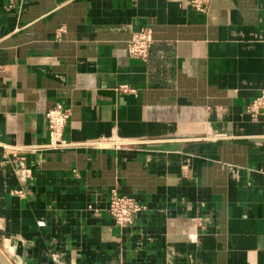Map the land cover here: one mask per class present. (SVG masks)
<instances>
[{"label":"crops","instance_id":"crops-1","mask_svg":"<svg viewBox=\"0 0 264 264\" xmlns=\"http://www.w3.org/2000/svg\"><path fill=\"white\" fill-rule=\"evenodd\" d=\"M186 1L0 0L8 264H264V117L246 113L264 90V0ZM142 28L145 62L127 53ZM58 104L65 140L110 146L28 149ZM8 148L25 160L3 163ZM112 189L146 206L132 226L107 212Z\"/></svg>","mask_w":264,"mask_h":264},{"label":"built area","instance_id":"built-area-1","mask_svg":"<svg viewBox=\"0 0 264 264\" xmlns=\"http://www.w3.org/2000/svg\"><path fill=\"white\" fill-rule=\"evenodd\" d=\"M210 0H187V5L199 13L207 11ZM60 28L56 31L55 38L59 39L63 33ZM153 44L151 31L147 28H142L134 33L127 42V53L131 59L145 62L148 58L149 50ZM123 92L127 91L126 86L120 87ZM246 113L252 121H257L264 117V90L246 107ZM46 125L48 141L40 146H29L32 151H61L74 147L94 146L96 148L109 147L95 142L75 143L67 141L63 138L64 129L70 117V111L62 105H56L46 114ZM114 147H117L116 145ZM17 149L8 148L3 163L10 161L11 157L24 161L25 158L19 155ZM146 210V206L139 203L131 197L118 194L115 189L110 192L107 212L114 220L115 225L119 228L130 227L134 224L136 217L141 212Z\"/></svg>","mask_w":264,"mask_h":264},{"label":"water","instance_id":"water-1","mask_svg":"<svg viewBox=\"0 0 264 264\" xmlns=\"http://www.w3.org/2000/svg\"><path fill=\"white\" fill-rule=\"evenodd\" d=\"M0 264H8V263L0 256Z\"/></svg>","mask_w":264,"mask_h":264}]
</instances>
